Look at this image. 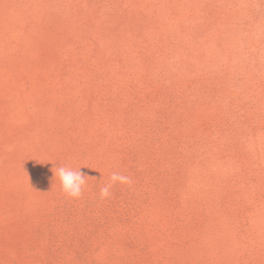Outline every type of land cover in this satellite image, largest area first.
Segmentation results:
<instances>
[{
	"label": "rangeland",
	"instance_id": "374dc122",
	"mask_svg": "<svg viewBox=\"0 0 264 264\" xmlns=\"http://www.w3.org/2000/svg\"><path fill=\"white\" fill-rule=\"evenodd\" d=\"M0 264H264V0H0Z\"/></svg>",
	"mask_w": 264,
	"mask_h": 264
},
{
	"label": "clouds",
	"instance_id": "9594fccd",
	"mask_svg": "<svg viewBox=\"0 0 264 264\" xmlns=\"http://www.w3.org/2000/svg\"><path fill=\"white\" fill-rule=\"evenodd\" d=\"M73 169L68 166H59L56 168L54 175L59 179L61 190L71 198H80L83 193V187L86 183L85 175L81 170ZM130 184V177L119 172H113L109 177V182L100 189V197L106 198L111 195V188L116 184Z\"/></svg>",
	"mask_w": 264,
	"mask_h": 264
}]
</instances>
